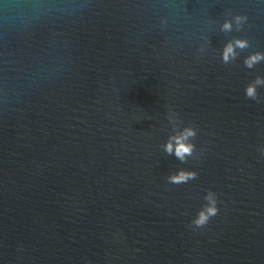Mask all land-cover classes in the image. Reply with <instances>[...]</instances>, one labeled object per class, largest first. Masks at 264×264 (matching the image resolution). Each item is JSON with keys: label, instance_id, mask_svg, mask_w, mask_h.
Returning a JSON list of instances; mask_svg holds the SVG:
<instances>
[{"label": "water", "instance_id": "95a60500", "mask_svg": "<svg viewBox=\"0 0 264 264\" xmlns=\"http://www.w3.org/2000/svg\"><path fill=\"white\" fill-rule=\"evenodd\" d=\"M233 37L250 47L225 65ZM256 51L264 0H0V264H264ZM169 109L198 159L164 153ZM180 168L197 178L169 184Z\"/></svg>", "mask_w": 264, "mask_h": 264}, {"label": "clouds", "instance_id": "9594fccd", "mask_svg": "<svg viewBox=\"0 0 264 264\" xmlns=\"http://www.w3.org/2000/svg\"><path fill=\"white\" fill-rule=\"evenodd\" d=\"M228 15H231V13H228ZM247 19L246 15L236 14L231 19L224 20L220 26V31L225 34L231 33L234 30L239 32L243 29ZM162 23H166V21H162ZM249 47L250 43L248 39L233 37L223 45L221 53L222 63L225 65L233 63L240 55V52ZM198 51L200 54L204 53L203 48ZM262 61H264V52L256 51L245 57L243 63L245 67L252 69ZM258 87H264V77L256 76L246 86V98L259 101ZM166 115L168 123L172 128V133L169 135L167 141L161 145L164 153L168 156L174 155L180 163H186L190 157L198 159L199 153L197 152L196 145L192 142L197 137L198 129L190 125L181 127L183 122L179 114L174 110L169 109ZM202 151L203 149L200 150V152ZM197 176L198 173L196 171L180 168L176 172L169 174L166 179L169 184L181 185L195 180ZM204 200L205 203L191 221L193 230L203 228L219 212L217 194L215 192L208 190L204 196Z\"/></svg>", "mask_w": 264, "mask_h": 264}]
</instances>
